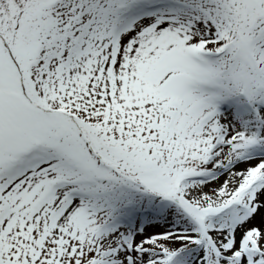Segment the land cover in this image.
<instances>
[{"label":"snow or ice","instance_id":"obj_1","mask_svg":"<svg viewBox=\"0 0 264 264\" xmlns=\"http://www.w3.org/2000/svg\"><path fill=\"white\" fill-rule=\"evenodd\" d=\"M0 264H264V0H0Z\"/></svg>","mask_w":264,"mask_h":264}]
</instances>
